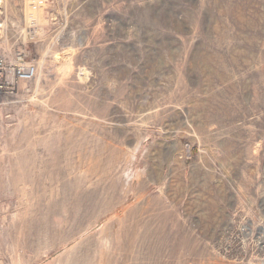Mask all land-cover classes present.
Listing matches in <instances>:
<instances>
[{
    "label": "rangeland",
    "instance_id": "obj_1",
    "mask_svg": "<svg viewBox=\"0 0 264 264\" xmlns=\"http://www.w3.org/2000/svg\"><path fill=\"white\" fill-rule=\"evenodd\" d=\"M0 5V264H264V0Z\"/></svg>",
    "mask_w": 264,
    "mask_h": 264
},
{
    "label": "built area",
    "instance_id": "obj_2",
    "mask_svg": "<svg viewBox=\"0 0 264 264\" xmlns=\"http://www.w3.org/2000/svg\"><path fill=\"white\" fill-rule=\"evenodd\" d=\"M1 29L2 21L0 17V31ZM36 75L37 68L35 64L30 62L27 50L19 49L10 54L0 53V110L17 103L22 85L32 83L36 79ZM234 222L235 221H232V223L223 230L219 244L221 242V244H223L226 237L233 239L236 236L234 234L235 231L238 237L241 238V241L252 236L251 227L247 224H242L237 229L229 227L233 225Z\"/></svg>",
    "mask_w": 264,
    "mask_h": 264
},
{
    "label": "bare ground",
    "instance_id": "obj_3",
    "mask_svg": "<svg viewBox=\"0 0 264 264\" xmlns=\"http://www.w3.org/2000/svg\"><path fill=\"white\" fill-rule=\"evenodd\" d=\"M31 16V15H30Z\"/></svg>",
    "mask_w": 264,
    "mask_h": 264
}]
</instances>
